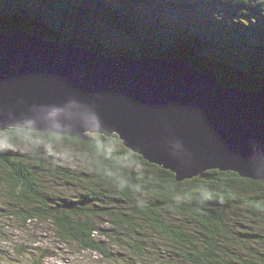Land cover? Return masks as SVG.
Wrapping results in <instances>:
<instances>
[{
  "label": "trees",
  "instance_id": "trees-1",
  "mask_svg": "<svg viewBox=\"0 0 264 264\" xmlns=\"http://www.w3.org/2000/svg\"><path fill=\"white\" fill-rule=\"evenodd\" d=\"M196 1L165 0L164 10L171 4L175 11L192 9L179 18L171 13L168 20L140 9L150 5L158 12V0H0V34L22 30L52 42L70 40L110 57L185 58L192 69L211 71L223 85L264 92V5L223 0L225 11L212 15V21L200 5L207 13L201 23ZM0 133L22 146L32 132ZM38 135L52 146L50 151L59 140L72 152L36 158L0 146V195L9 205L0 208L1 218L22 226L50 221L58 239L115 264H153L147 258L154 247L147 249L148 233L163 249L156 264H175L176 259L181 264H264L263 181L209 171L204 178L177 182L171 172L130 152L115 136L95 135L86 142ZM66 159L85 161L90 169L66 166ZM47 179L71 193H52ZM172 215L196 227L187 231ZM240 243L247 256L235 259L233 254H239L229 252L230 247ZM112 248L122 257L116 258ZM31 257V264H44L40 255Z\"/></svg>",
  "mask_w": 264,
  "mask_h": 264
},
{
  "label": "water",
  "instance_id": "water-1",
  "mask_svg": "<svg viewBox=\"0 0 264 264\" xmlns=\"http://www.w3.org/2000/svg\"><path fill=\"white\" fill-rule=\"evenodd\" d=\"M70 40L0 35V132L115 136L177 182L231 172L264 182V92L185 58H107Z\"/></svg>",
  "mask_w": 264,
  "mask_h": 264
},
{
  "label": "rangeland",
  "instance_id": "rangeland-1",
  "mask_svg": "<svg viewBox=\"0 0 264 264\" xmlns=\"http://www.w3.org/2000/svg\"><path fill=\"white\" fill-rule=\"evenodd\" d=\"M165 0H158L160 5V10L155 12L154 9L150 7V5L140 6L141 10H146L151 14H157V18H165L168 20L167 17H171V13L176 15V18L183 14H185L188 10H192L191 8H185L186 6H182L180 11H175L173 8L177 7L171 4V9L164 10L163 9V2ZM170 1V0H169ZM251 2H261L264 5V0H250ZM197 6V11H200L203 16H197L198 20H201V23L206 21L205 16L206 12L209 17V20L212 21L216 16H212L214 14H222L225 11V6L223 0H218L215 2L214 0H203L201 3L200 1H196L194 4ZM200 5L205 9L204 11L200 9ZM261 7V6H260ZM262 8V7H261ZM164 11V12H162ZM165 15H167L165 17ZM205 15V16H204ZM264 17V15L262 16ZM235 20H241L240 17L236 18ZM1 36H5L7 34H0ZM16 129V128H15ZM12 130V129H11ZM23 130V129H18ZM27 132H32L30 135L22 139V146H14L10 142V138L2 133H0V146L3 148L15 149L21 153H24L29 156H34L36 158H40V154L44 156L48 154H56L57 158H62L63 153H71V147H69L64 142H60L59 140L57 147L53 152L50 151L52 147L45 141H40L38 132L32 130H23ZM89 138L95 136L97 134H88ZM66 136V135H65ZM40 139V140H39ZM29 146V147H28ZM39 153V154H38ZM135 154V153H134ZM67 163L62 162L64 165L72 167L76 170L88 171V164L83 161H76L72 159H66ZM146 161V160H145ZM147 162V161H146ZM206 174V173H205ZM205 177V176H204ZM202 177V178H204ZM47 189L52 193L57 194L58 192L63 193L64 195L70 194L71 191H68L66 188L59 186L53 179L46 180ZM0 192H4L0 189ZM7 201L2 198L0 195V208L7 207ZM0 213V264H31L32 257L35 254H38L42 257V261L44 264H115L114 262H110L111 260L104 259L100 255L92 251H82L80 248L73 243L65 242L61 239H58L54 235L53 225L50 221L47 220H32L27 225L22 226L17 220L13 218H1ZM172 221L177 224L181 223L187 231L194 230L195 224L189 223V220L182 216L172 215ZM102 225H105V221H103ZM196 227V226H195ZM151 230V229H150ZM147 238L149 240L147 249L150 250L152 246H154L148 253L147 258L156 264L161 257L163 256V249H158L157 243L158 239L155 237H150V234H147ZM160 238V237H159ZM162 239H159V244H161ZM21 248V249H20ZM257 248V246H256ZM233 253L239 254L236 256H232L233 258L237 259L238 257L247 256L244 255V249L242 243L239 244H232L230 247ZM114 253H116V258H121L122 255L117 254L118 250L115 248L111 249ZM128 255V253H126ZM125 255V256H126ZM175 264H181L179 259Z\"/></svg>",
  "mask_w": 264,
  "mask_h": 264
},
{
  "label": "bare ground",
  "instance_id": "bare-ground-1",
  "mask_svg": "<svg viewBox=\"0 0 264 264\" xmlns=\"http://www.w3.org/2000/svg\"><path fill=\"white\" fill-rule=\"evenodd\" d=\"M22 31V30H21ZM23 32V31H22ZM25 33V32H24ZM10 34V33H9ZM27 34V33H26ZM28 36H34V35H30V34H27ZM37 37H39V36H37ZM40 39H42L43 41H48V40H44L43 38H41V37H39ZM49 43L50 42H52V41H48ZM52 43H59V42H52ZM73 45V44H72ZM74 46V45H73ZM74 47H77V46H74ZM77 48H83V47H77ZM83 49H85V48H83ZM86 51H91V50H88V49H85ZM92 52H95V51H92ZM96 53H98V52H96ZM98 54H100V53H98ZM101 56H103V57H107V58H116V57H110V56H106V55H102V54H100ZM120 58H123V57H120ZM29 147V146H28ZM149 231V230H148ZM218 249V248H217Z\"/></svg>",
  "mask_w": 264,
  "mask_h": 264
}]
</instances>
